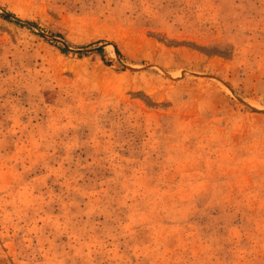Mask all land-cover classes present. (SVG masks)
<instances>
[{"label":"rangeland","instance_id":"obj_1","mask_svg":"<svg viewBox=\"0 0 264 264\" xmlns=\"http://www.w3.org/2000/svg\"><path fill=\"white\" fill-rule=\"evenodd\" d=\"M0 264H264V0H0Z\"/></svg>","mask_w":264,"mask_h":264},{"label":"trees","instance_id":"obj_2","mask_svg":"<svg viewBox=\"0 0 264 264\" xmlns=\"http://www.w3.org/2000/svg\"><path fill=\"white\" fill-rule=\"evenodd\" d=\"M9 16H10L9 14H5V17L8 18ZM16 20H17V22H20L19 19H16Z\"/></svg>","mask_w":264,"mask_h":264}]
</instances>
